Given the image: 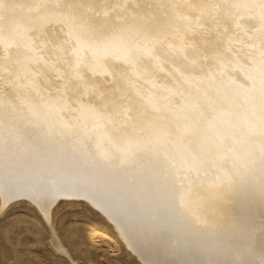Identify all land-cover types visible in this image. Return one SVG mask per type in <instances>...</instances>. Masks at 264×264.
I'll list each match as a JSON object with an SVG mask.
<instances>
[{"label":"rangeland","instance_id":"rangeland-1","mask_svg":"<svg viewBox=\"0 0 264 264\" xmlns=\"http://www.w3.org/2000/svg\"><path fill=\"white\" fill-rule=\"evenodd\" d=\"M96 2L97 3L100 2L99 4L100 7L99 5L97 6V4H95ZM96 2H93V3L90 2L92 8L91 6L89 7L90 5L89 1H87L89 5H87L86 2L85 3L83 2L84 4L81 2L83 6H80L79 8L80 11L76 12L75 17L73 18V21L70 24L71 28H69L70 30L69 32H67V34H70V36L73 38H75L76 35L78 37H80L81 35V37L79 38V41L81 43L79 42L78 44H75V42H73L75 45H77V48L79 49V51L77 50L76 52L75 50L77 49L76 46L73 43L68 42V40H65L64 42H60L61 43L60 46L52 47L50 52L48 53V57L42 60L41 63L40 61L35 60V65H31V64H28L27 59L25 60L24 58H16L17 59L16 63L19 66L25 67V69H27V73L29 72L28 75L32 76L31 78L34 77L33 78L34 83L33 82L30 83L31 84V86L29 87L30 89H28L29 91L26 90L27 91L26 93H31L32 95V92L35 90V88H37L36 86L34 87L33 85L41 84V87H40L41 90L39 91L41 93L43 91L42 94H44V96L46 94L49 95L50 91H51V94L59 92L60 95L69 94V96L71 97H73L75 94V98L77 99L76 103L77 104L79 103L78 105H80L81 103L82 105L84 103L91 102V100L92 101L96 100V96H97V99L101 97L102 95L100 94L102 93V91H100L101 87H98V86L91 87L92 85L91 83L92 81L94 82L95 79H98L99 76L104 78V74H105V77H106V74L108 76L111 75L109 73L111 71L110 68L114 67L117 73L121 72V73H118L117 75L118 77H116L115 79V77L111 75L112 77L104 78L106 80L105 82L106 85H109L110 83V84H113V86H115V87H112L110 90L111 93L112 92L113 93L108 94L109 96L110 95L111 96L110 97L107 96V98L109 99L104 98L105 99L104 102H102L103 99H100V101L103 103L102 104L99 102V104H97L99 108H100V105L102 104L100 109L97 106V108L96 107L95 108L98 110L95 109L96 112L92 113V115L85 114L87 116L82 115L83 117L81 116L79 119L76 117L77 120L73 121L67 127H72V125L76 126V123H77V126H78L77 129L81 128V129H78L79 132L83 131L84 133L83 134L81 132L80 133L78 132L79 134H81L80 136L82 137H80L79 139L77 138V139L81 141L83 144H85L84 140L85 141L87 140L85 136H87L86 134L88 132V128L92 129V126L91 127L89 126V121L90 123L92 122L91 123L92 125H93V121H95L94 123L97 128L94 127L92 131L91 130L89 131L92 132L96 136L97 139H98L97 134L101 132L103 134V138L101 140L98 139V141H96L97 140L96 138L93 139L95 143H93L92 145L94 144L97 145L100 140L101 143L103 144L107 143L108 147L111 148V145L109 144H112L111 142L112 135H111V132H109L108 130L111 128L110 125L114 123L116 124L117 122L118 126L120 125L122 129L123 128L131 129L130 125L132 126V124L136 122L135 120H132V119H131L132 120L131 122V120L129 119L130 122L132 123L130 124L128 119H127L128 122L124 121L126 120L127 117L123 119L124 118L123 116L125 115L124 111L125 109H127L126 108L127 104L125 103L126 97L128 95H129L128 97H130V94H131V97L133 98L132 104H134L132 106H134V108H130V109H137V108L139 109L143 105L142 108L145 109L144 110L145 112L142 111L141 115L144 118L145 114L143 113H146V117L144 118L145 120L148 116L149 117L152 116L150 118L148 117L149 121L153 119L158 122L160 121L161 123H164L166 125L173 126L172 128H174L175 134L169 137L170 138L172 137L173 140L177 138H182L183 140L188 142L189 147H190V155L187 158L186 163L190 171H189V176L186 179L184 178V175L179 174V173L176 174L178 176L173 178L172 173H170V175L169 173H165V171H170V170H164L166 167L164 168V166L162 165L163 161H160L159 159L158 149L156 147L151 148L152 150L150 148L147 149L143 144H140V145H137L139 147H136V152L134 154H132L131 150H128L129 153L126 155L127 157L125 156L126 157V162H125L126 169H123V170L128 172V174L123 177L117 176L118 178L124 181L123 184H121L119 180L111 178L110 177L111 175L108 174V177H110V181H108L109 183H107L106 190L110 192V195L105 198L107 199L110 198L109 200L117 204L120 201H122L124 203V207H127V204L131 202V200L129 201V199H132L134 200V202L138 203V205L140 206V209L141 208L142 209L141 211L137 210L138 212L137 214L140 217H143L144 222L141 221L139 217H136V215L133 214L134 219L138 223L142 222L143 224H145L146 225L145 228L149 231L150 235L153 234L152 236L161 235V229H162L161 224L162 223L160 224V219L161 220L163 219V222L166 223L167 225V227L165 228L167 230L173 231L174 234L177 236L176 241H173V245L175 246L176 251H188L189 248L197 249V251H211V250L214 251V249L211 248L210 245H212L213 247L215 246V244H218V241L220 244V239L222 237V231L219 228H221L222 224L224 223L226 213L224 212L223 206L226 203L228 198L235 199V201H238V202L242 201L243 203L250 204L249 206L251 210L255 211V212L252 211L254 227L256 226L255 227L256 231H254L255 233L253 232V235L257 234L259 232L258 225H259L260 217L262 214L261 212L264 210V151H262V148H264V61L261 62L260 60V59H263L264 56L262 55H264L263 54L264 52L259 51L261 52L259 53L257 51L258 54H261L260 56L258 54L252 55L253 53L252 52L249 53V50L246 51L245 46L243 45V43H241L242 41L241 39H243L244 36L240 34L242 38L241 39L238 38L237 41L239 43L238 53L241 55L232 54V56L230 55L231 60L228 59L227 62L222 61V63H218L219 66H224L223 67L224 70L221 69L223 70L220 73L221 75L219 74V76H217L216 78V76H213L215 74L214 70L216 69L214 68L213 63L208 61L209 59H206L208 58V56H206V53L201 52V50L203 49V48L201 49V46H202L201 44L197 43L196 41L194 42L189 38L188 40L184 38L180 42H177V41L175 42L173 40L175 43L171 41L170 43L168 42L165 43V45L163 43V41H165L166 39H170L169 38L170 35L174 34L172 33L175 30V27H173L174 23H175L174 26H177L180 24V26L185 28L186 27L185 23L190 25L192 21H196V19L191 18L192 15L189 12H186V11L183 13L176 12V13H172L174 15L172 14L167 15L165 12L163 11L160 12L155 7H154L155 9H153L152 11L151 9L153 7L151 8L149 6L151 9L150 8L146 9L147 11L146 13L148 14L150 13L149 14L151 15V19H150V16L148 14L147 15L149 17L145 15L146 13L144 10H143V14L145 13L144 14L145 17L142 16L143 15L142 10L141 11L136 10L137 11L136 12L133 9L132 11H134L135 13H139L140 11L141 16L139 14L136 15L135 13H133L131 16L132 11L131 9H128L130 6L129 7L127 6L128 7L127 8L123 4H120V5L118 4L119 7L108 9V5L109 7L111 5V0H101V1L97 0ZM64 4H66V0ZM94 5L99 7V9H101V7L104 6L105 9L103 7L102 9L107 10V14L106 13L103 14V12L97 9V7H94ZM120 7H122V9ZM92 10L95 11V13H93ZM148 10H150V12ZM108 11L109 12L111 11V12L108 13ZM151 12L155 14H151ZM121 13L123 14V16H121L122 15ZM237 13H239V11ZM239 14H242V13L240 12ZM99 15H101V17ZM128 15L129 17H127ZM135 15L136 16L139 15V17H137V19L139 18L138 19L139 21H137ZM231 15L232 13L230 11L227 17L228 20H232V17H234L233 21L235 20L237 22H239L240 19H243V18L238 17L239 18L238 20L235 14L232 16ZM175 16H178V18H176ZM189 16L192 20L188 18ZM115 17L117 19H115ZM245 18H247L248 21ZM128 19L132 21L134 19L136 24H134V22L131 23L132 21H128ZM244 19L243 21L249 22L250 20H252V17L249 18L246 16L244 17ZM142 20L143 22H141ZM198 20L196 21V23L194 22L192 23L194 25L192 29H195V30L199 29L201 31H204V33L208 32L210 30L209 28L213 29L212 26H209V25H213V24H210V21H208L209 24H207V21L203 20L204 21L203 24H205L206 22L205 24L206 27H204V25L202 24V20L201 21H198ZM235 21L233 25H232V22L230 21L229 26L231 25L230 27L231 29L228 28L227 26L225 27L226 29L224 28L225 32L222 35L224 39L222 40H226L227 36H230L231 33H235L236 35V33L239 32L238 28L241 27L240 29H242V27L244 26L243 24H240L239 26V23L237 22L235 23ZM182 22H185V23L181 25ZM245 22L244 24H246ZM141 23H145V24L141 25ZM234 24H237V25H234ZM127 25H129V27ZM150 25L151 27L149 30L148 27ZM124 26L126 27V29ZM134 26L137 28V31H135L136 28ZM200 26L203 29H201ZM5 27L6 29L8 28L7 30H10L9 28H11L10 24L5 25ZM130 27H133V28H130ZM145 27H147L146 30L149 32L145 30ZM127 28L128 30L129 29L130 30L127 31ZM139 28L141 31H139ZM167 28L170 29V31L172 32H170ZM186 28H188V26ZM48 29L53 30V28L51 27ZM243 29H246V28L243 27ZM231 30L233 31L231 32ZM121 31H124V32H121ZM163 31L165 32L163 33ZM131 32H133L132 35H131ZM141 32H142V35L140 34ZM225 33H226V36H225ZM147 34H149L147 37H150L154 42H152L151 40L149 41L147 40V42L145 41V43H142V45L138 44L137 46V45L132 44V42L133 41L135 42L136 40L135 38L136 35L145 37ZM231 36H233V34ZM230 37H228L227 39H229ZM161 39H163V41H161ZM189 40L190 42H188ZM186 43L188 44V46L186 45ZM198 44L199 46L200 45L201 46L199 47ZM153 45H155V47ZM197 47L200 48L201 50L197 51L196 50L198 49ZM155 48L157 50H155L154 52L158 54H156L157 57H154V56L152 57L150 55L152 54ZM32 49L25 48V51L28 52V50L31 51ZM82 49L84 50L82 51ZM161 50H163V52ZM178 50L181 52H179ZM189 50H193L194 52L197 51L196 52L197 56L189 54V57H188L187 55H188ZM241 51L243 53H240ZM245 51H246V54H245ZM89 52H90V55L91 53H93L92 57L94 59L97 58L96 59L97 62L95 60V62H93L92 64L89 63V66H87V64L85 63L86 62L85 59L87 58L85 56ZM132 53H133V57H132ZM73 55H75L77 58H75ZM122 55L124 59L122 58ZM165 55L169 57L167 58ZM190 55L192 56L191 59H190ZM200 55L203 57V59L205 58L204 59L205 63H203V59H201L202 57ZM252 56L253 58H251ZM105 57L107 59L109 58L108 62L110 61L111 64L108 63L107 60L106 61L104 60L106 59ZM110 57L111 58L115 57L113 60H116V63L115 61L111 60ZM255 57L260 58V59L256 60ZM72 58H75V59H72ZM59 59L61 62L59 61ZM192 59H195L197 63L195 62L194 65H192L193 72H191V74L188 76L189 82L187 81L185 85L183 83L184 89H187L185 90L186 95L188 97L192 96L191 100L187 102L181 99L178 93L173 92V90H176V88L181 85H179L180 82L177 81V78H174L166 73V69H170L168 66L171 65L170 66L171 70L176 71L175 67L177 66V64H180L179 62H184L186 64H189L190 62L191 63L194 62ZM249 59L250 60L252 59L253 61L252 60L250 61ZM65 61L67 63H65ZM229 61L230 62L232 61L234 63L238 62V65H237L238 69L236 68V65L234 63L232 62L230 63ZM75 62H79V63H75ZM102 62L104 65L102 64ZM113 62L114 64H112ZM248 62L249 63L251 62V63L246 64ZM100 63L103 66L102 65L100 66L99 65ZM120 63H123V64H120ZM105 64L108 66H106ZM115 64L117 66L120 65L125 69H123L122 67L120 68L119 66L118 67L120 68L119 70ZM242 64H244V67H242ZM95 65L98 66L97 69L99 70L103 68L102 69L103 72L102 70L98 71L99 76L93 75V72H92L93 69L91 68L95 67ZM138 65H140L141 67ZM109 66L110 68L105 69V67H109ZM233 66H235V68ZM126 67H130L131 69L128 68V71L125 72L127 69ZM241 67L243 69L240 70L239 68ZM105 70H106V73H104ZM11 71H12L11 65L10 66L5 65V66L0 67V87L3 85V83L1 84V82L7 81L8 76L9 75L11 76L12 74L14 76L12 75L11 77H13V79H16L17 82L19 81L18 79L20 77V73H15ZM129 71H131V73ZM88 72L90 73V75ZM124 72L125 74H123ZM39 75L40 76L42 75V77H40ZM85 75H89L90 77L85 76ZM83 76L85 77L84 79H83ZM142 76H143V79L145 80L142 79ZM156 77H161L164 79L161 82V85L163 84V86L158 88L159 79H157ZM178 77L180 78V76ZM41 78H42V81H41ZM110 78L111 79L113 78V80L110 81L109 80ZM70 79H72L71 81L74 80L76 82L73 81L71 83ZM107 79L110 81L108 84H107V81H108ZM119 80L121 82L117 84ZM156 80H157V84H156ZM35 81L38 83H35ZM113 81H117V82H113ZM44 83L46 85L48 84L47 85L48 87ZM55 83L60 84L61 87L56 85ZM68 83L72 84V85L69 84L71 88L67 87ZM73 85H75L74 88H77L76 92H75L76 89L73 90L74 89ZM53 87L56 88L55 89L56 91L53 89ZM65 87L67 88V90L65 89ZM60 88H63V89H60ZM68 88L74 92V93L71 92L73 96L71 95ZM78 90H81V92L79 91L80 92L79 93ZM165 91H166L167 96L165 95ZM11 93L10 94L12 95V99H11L12 102L11 100L8 101L7 98L2 97V95H0V107H3V109L0 110L1 111V117H0L1 122L2 123L3 122L12 123L15 125L18 122V120L23 119L25 122L30 124L31 127L35 128L37 137L39 138L40 142H43L46 145V146L44 145L45 149L46 147L50 149V152L48 153V155L51 158L58 160L60 164L64 163V167H66L67 163L71 161V163L74 164L73 167H75V165L78 163L77 162L78 157H80L78 155H80V152H81V148H76V145H75L76 139L72 137V139L70 138L71 140H68L65 137H63V138L52 140V138L46 135V132H45L46 130L44 131V129L41 128L40 125L42 123L41 124L39 123L40 119L38 118L37 115H35L31 111V108L28 106V104L25 101L18 102L20 101L19 99H21L20 96L17 95V93H13V92ZM76 93L81 94L80 95L81 97L79 96L81 100L78 98V94L76 97ZM82 95H84L83 98H82ZM87 95H90L91 97L89 96L90 98L87 99L88 97ZM85 98L87 102L85 101ZM13 99L17 100V102L16 101L14 102ZM189 102L191 104H188ZM107 104H109L108 107L110 109L107 106H105ZM7 106H11L12 107L11 109L13 110L6 109ZM113 106H116L117 111L114 110L115 108ZM105 107H107L106 109L107 111L105 110ZM111 107L113 108L111 109ZM120 108H122L123 111ZM104 110L105 112H107V114L103 113ZM149 111H151L152 113ZM114 113H115V117H114ZM93 114L94 116L98 117V120H100L99 122L97 121L95 117H93ZM112 114L113 116L110 117V115ZM99 115H103L104 117H106L107 115V117L105 119L103 116L100 117ZM141 115H140V118H142ZM89 116H91L93 120ZM81 118H82V124H81ZM104 119L105 121L103 122ZM101 120H102V123L100 125L102 126L103 124L102 127L99 125ZM50 121L53 122L52 119H50ZM86 121L88 122L86 123ZM106 122H107V125H106ZM151 122H154V121H151ZM210 122L211 123L213 122V124L215 123L219 127H226V130H228L227 128L230 127L229 128L230 130L227 133H225L226 135L222 134V132L223 133L226 132L225 130V131H222L220 134H218V136H214L209 133H205L203 135H199L197 133V134H192L193 135L192 136L191 134L189 135V133H187L189 129L186 128V123H191V124L193 123L194 125H198L203 128L206 126L209 127ZM177 124H179V126H181L182 128H178ZM83 125L89 126L88 128L84 126L87 131L83 129L82 127ZM97 125L100 127L101 130L98 129ZM105 126L108 127V128L106 127L107 129L106 132H107V135L110 136V138H107L108 136H105V131H104ZM111 126L114 127V125H111ZM103 127H104V130H103ZM231 127H235V129H239V131H235V129L233 131L231 130ZM97 129L99 131H97ZM95 131L98 133H96ZM176 131L178 132V134H176ZM124 132L126 133V131ZM182 132L183 133L185 132V134H183ZM3 137L4 138L7 137L6 134H3ZM7 145L9 144L6 143L5 145L6 147L5 146H0V147L1 149L10 148V146L8 147ZM94 146H89V149H91V151L93 150L94 158L96 157L95 160L99 161L100 154L98 155V153L94 151L95 150ZM13 147H15V150L19 149V146L17 145ZM70 147L72 150H70ZM109 148L105 150L102 149V151H105V153H107L106 155H109V154L112 155L111 152H113L115 154V158H116L115 160H117L116 162L117 163L122 162L121 158L122 160L124 158L120 157V154H117L118 153L117 150L114 147L111 149ZM5 149L3 150L5 151ZM159 150L163 151V149H159ZM149 152L151 153L147 154ZM10 154L12 153L10 152ZM30 154L35 156L33 152H30ZM114 154L112 155V158ZM40 159H42V157H40ZM198 160L200 162H197ZM159 163L161 164V168L158 171V174H155L156 175L155 176L154 174H151L149 170V166L151 164H159ZM132 165L134 166V169H133L134 171L131 168ZM87 168L88 167H86L85 169ZM88 169H91V168H88ZM28 171H30L29 174L33 176L35 175L36 176L35 178L41 181L45 180L47 175L51 176L50 174H52V172H49V171L43 172L44 171L43 169L41 173H38L34 169H30V168L28 169ZM119 171L120 170H117V173ZM68 172L70 171L67 170L65 174L68 175ZM98 174L100 173L92 174L90 180H92V182L100 181L101 178H103V174L102 175L101 174L98 175ZM82 175L84 177L86 173L82 172ZM150 177H153L154 182H155V187H154L155 191H153V193H151V190L150 188H148V184H147ZM104 178L106 179L105 176ZM177 183H180V184L182 183V184L177 185ZM182 185H184L187 188L185 193L181 191ZM93 186L95 187L96 185L93 183ZM147 195L150 196V198H145V196L147 197ZM153 195H155L156 201L151 202L154 198ZM73 200L79 201L80 199L78 200L77 199H71V200L62 199L64 203H62L61 206H59L56 209V211L54 212V216L52 217V220H53L54 229L59 239L61 240L64 247L67 249V251L69 252L70 256H72V258L76 262H78L79 264H143L138 258V256L134 254L131 251V249L128 247L127 243L122 238L119 230H117L118 228H116V226L99 209H97L95 206L87 202L91 205L92 212L87 211L83 207H80L79 204L74 205L72 203ZM217 203H218V206H217ZM162 204H165V205L168 204L167 208L164 209L165 208L164 206L161 207ZM0 208H1V201H0ZM126 209L129 210L128 207ZM260 210L261 212H259ZM17 219H30L31 224L33 226V230L31 233H29L23 238L17 236L15 233L5 234L3 242H0V260L3 261V264H71V262L68 260L66 256L60 255V253L55 251L54 247L51 244L52 243L51 230L46 224V222L44 221L43 217L37 211H35L33 208H31L30 206H28L26 203L22 201L17 202L11 205L8 208V210L5 212V214L2 217H0V223H3L4 225H10L14 223L15 220ZM175 223H177L176 228H175L176 226ZM217 223H219V226ZM171 226H172V229H171ZM92 228H97V229L104 231L109 236L107 237L108 239L102 238V237H98L95 239L94 238L89 239L88 230ZM254 260L253 262H257V259L254 258Z\"/></svg>","mask_w":264,"mask_h":264},{"label":"bare ground","instance_id":"bare-ground-1","mask_svg":"<svg viewBox=\"0 0 264 264\" xmlns=\"http://www.w3.org/2000/svg\"><path fill=\"white\" fill-rule=\"evenodd\" d=\"M87 1H89V4H90V2L93 3V2H96L97 0L96 1L95 0H66V4H64L65 0L64 1L63 0H0V67L5 66V65L6 66L11 65L12 66L11 72L20 73V77L18 79L19 80L18 82L16 81V79H13V77H11L13 75L12 73H11L12 74L11 76L10 75L8 76L7 81L1 82V84L3 83V85L0 87V90H2V91H0V95H2V97L7 98V100L9 101L12 99V95H11L12 93L11 92L17 93V95H19L21 98V99H19L20 101H18V102L25 101L28 104V106L31 108V111L35 115H37L38 118L40 119L39 123L40 124L42 123L40 126L42 129H44V131L46 130L45 132H46V135L48 137L52 138V140L53 139L55 140L58 138H63V137H65L68 140H71L73 137L76 139V141H75L76 144L74 143L76 145V148H81L80 155H78L80 157H78V160H77L78 163L75 165V167H73L74 164L71 163V161H69V163H67L66 167H64V163L60 164V162L58 160L51 158L48 155V153L50 152V149L48 147H46V149H45V147H44L45 144L43 142H40L39 138L37 137V133L35 131V128L31 127L30 124L25 122L23 119L18 120V122L15 125L12 123H5V122L2 123L1 119H0V146H5L6 143L9 144V145H7L8 147L10 146V148H8V149L3 148V149H5V151L3 149H1V147H0V149H1L0 150V201H1V208H4L9 203L10 197L13 193L17 194L20 197H24V196H28L29 198L38 197L41 200L51 198L52 196H55L57 200H62V199H65V200L77 199L78 200V199L87 197V202H89L90 204L95 206L97 209H99L116 226V228H118L117 230H119L122 238L127 243L128 247L131 249V251L134 254H136L138 256V258L140 259V261L143 264H259V260L261 258V255L264 254V210L262 212H261V210L259 211L262 213V214L260 213L261 217H260V222L258 225V227H259L258 231L259 232L255 235H253V232L256 231V228H255L256 226L254 227V222H253V218H252V211L253 210H251V208L249 206L250 204H248V203H243L242 201L238 202V201H235V199H230V198L227 199L226 203L223 206L224 212L226 213L225 214L226 216L224 219V223L222 224V227L219 228L222 231V237L220 239V244L218 241V244H215V246L212 247V245H210V247L213 248L214 251H212V250L211 251H197V249H193V248H189L188 251H176L175 246L173 245V241H176L177 236L174 234L173 231L167 230L165 228V227H167V225H166V223L163 222V219L162 220L160 219V224L162 223L161 224L162 225L161 235L160 236H155V235L152 236L153 234L150 235L149 231L145 228V226H146L145 224H143L142 222L138 223L134 219L133 214L136 215V217H139V219L141 221H143V217H140L137 214L138 213L137 210L141 211V209H142V208L140 209V206L138 205V203L134 202V200H132V199H129V201L131 200V202L127 204V207L129 208V210H128V209H126L127 207H124V203L122 201H120L117 204V203L109 200L110 199L109 197H108L109 199L105 198V197L110 195V192H108L106 190V186H107V183H109L108 181H110V177L114 178L116 180H119L121 184L124 183V181L122 179L118 178L117 176L123 177V176L128 174V172L123 170V169H126V166H125L126 157H127L126 155L129 153L128 150H131L132 154H134L136 152V147H139L137 145H140V144H143L147 149H149V148L151 149L153 147H156L158 149L159 159H160V161H163L162 165L164 166V168L166 167L164 170H170V171H165V173H169V175H170V173H172L173 178L178 176L176 174L179 173V174L184 175V178L186 179L189 176V171H190L188 169V165L186 163L187 158L190 155V147H189L188 142L183 140L182 138H177V139L173 140L172 137L171 138L169 137V136L175 134L174 128H172L173 126L166 125L164 123H161L160 121L158 122V121H155L153 119L151 121H154V122H151L148 120V117H149L148 114H147L148 117L145 120L144 118L146 117V113H143V114H145L144 118L141 115L142 111L145 112L144 111L145 109L142 108L143 105L141 106V108L143 110L141 108L130 109V108H134V106H132L134 104H132L133 98L131 97V94H130V97H128L129 95L127 97L125 96L126 97L125 103L127 104V107H126L127 109H125V111H124L125 115L123 116L124 117L123 119H125V117H127L126 120H124V121H127V119L128 120L132 119V120H135L137 123L134 122L132 124L131 123L132 120H131V122L129 120L130 124H132V126L130 125L131 129L130 128H127V129L123 128L122 129L120 127V125L118 126V124L116 122L117 125L115 123L111 124V125H114V127H112L109 124L111 128L109 127L110 129H108L112 135L111 136L112 144H109V145H111V148L114 147L118 152L117 154H120V157H123L125 159V160L124 159L122 160V158H121L122 162H118V163L116 162L117 160H115L116 158H115V154L113 152H111L112 155L114 154V156L112 158L111 154L106 155L107 153H105V151H102V149L105 150L109 147H108L107 143L103 144L100 142V140L103 138V134L101 132L98 133L95 131L96 133H98L97 137H98V139H100L99 140L100 143L98 142L97 145L94 144L95 146L92 145L93 143H95L93 141V139H95L96 136L92 132H90L89 130L92 131V129H94V127H96L95 123H94L95 121H93V125L91 124L92 122L90 123V121H89V126L90 127L92 126V129H89L88 128L89 126H86V125L82 126L83 129H85L84 126H86V128H88L87 134L85 133L87 135V136H85L87 138V140H86L87 142L84 140L86 145L78 140L80 137H82V136H80L81 134H79V133L80 132L83 133V131L79 132L78 129H81V128L77 129V127H78L77 123H76V126L72 125V127H67L73 121H76L77 118L79 119L82 115H85V114H88V115L91 114L92 115V113H94V112H96V110H98L96 108H97V106H98L97 104H99V102L102 103L105 101V99H109V98H107V96L108 97L111 96V95L109 96L108 94H112L113 92L111 93L110 90L112 87H115V86H113V84H110L109 82L112 81L114 77L116 79V77H118L117 76L118 73H121V72L117 73L115 71L114 67L110 68V66H112V65H110L109 67H105V69L110 68L111 71L110 72L107 71V72H109L112 76H114L112 79L111 78L109 79L110 81L107 79L108 80L107 84L109 83V85H106V83H105L106 80L104 78L112 77L111 75L108 76L106 74V77H105V74H104V78H103V77L98 75L99 74L98 71L102 70L103 68L99 70V69H97L98 68L97 65H95V67L91 66L92 68L90 67L91 69H93L92 70L93 75L99 76L98 79H95L94 82L92 81L93 78L91 79V81H92L91 87H93V86L101 87L100 91H102V93H100V94H102V95L98 99L96 96V100H93V101L91 100V102L84 103L82 105H81V103H80V105H78L79 103L78 104L76 103L77 99L75 98V94L73 96V94L71 93L73 91H71V89H69V88H71L69 86L70 83L67 84L68 85L67 87H69L68 89H69V91L73 97L69 96V94H65V95L61 94L62 95L61 96L59 92L51 94V91H50L49 95L46 94L47 96L46 95L44 96V94H42L43 91H42V93L39 91V90H41L40 89L41 84L40 85H35V84L33 85L34 87L36 86L37 88H35V90L33 91L34 93L32 92V95H31V93H26L27 92L26 90L30 89L29 88L31 86L30 83L31 82L34 83V80H33L34 77L31 78L32 76L28 75L29 72L27 73V69H25V67H23V66H19L16 63V61H17L16 58H24L25 60L27 59L28 64L35 65V60L40 61V63H41L42 60H44L48 57V53L50 52L52 47L60 46V44H61L60 42H64L65 40H68V42H70V43L75 42V44H78L80 42L79 38L81 37V35H80V37H78L76 35L75 36L76 39H75V38L71 37L70 34H67V32H69V30H70L69 28H71L70 24L72 23L73 18L76 15V12L80 11L79 10L80 6H83V4L85 2L87 3ZM81 2L82 3L84 2V3L82 4ZM89 4L87 3V5H89ZM95 4H97V6H98L100 4V2L99 3L96 2ZM101 4H102V2H101ZM118 4L119 5L123 4L126 7L130 6L129 8L128 7L127 8L131 9V11H132V9L135 11L136 10L137 11L142 10V14H143V10L146 13L147 12L146 9H149L150 7L151 8L153 7L152 9L150 8L152 11H153V9L156 8L160 12L161 11L165 12L167 15H170V14L176 13V12L177 13H183L186 11V12H189L192 15L191 18L196 19V21L198 19H199L198 21L202 20V24L204 23L203 20H206L207 24H209L208 21H210V24H213V25H209V26H212L213 29L209 28L210 30L208 32H205V33H204V31H201L199 29H198L199 31L197 29H196L197 31L195 29H192V27L194 26L192 23L193 22L196 23V21H192V22L190 21L191 22L190 25L186 24L185 22H182L181 25L185 23L186 27L188 26V28H186L183 25L186 29L183 28L182 26H180V24L177 26H174L175 25V23H174L173 27H175V30L173 32L167 28L170 32H172L174 34L171 33L172 35H170V37H169L170 39H166L165 41H163V39H161V41H163V43L165 45V43H167V42L170 43L173 40L175 42L176 41L180 42L184 38L187 40L189 38L192 41H194V42L196 41L197 43L201 44L202 45V46L200 45L201 49L202 48L203 49L201 50L200 48L197 47L198 49H196V50L197 51L201 50V52L206 53V56H208V58H206V59H209L208 61L212 62L214 65V68L216 69V70H214L215 74L213 75V76H216V78L224 70V68H223L224 66H219L218 63H222V61L227 62V60L230 59V55L232 56V54L241 55L238 53L239 52V50H238L239 43L237 41L238 38L241 39L242 36H244L243 39H241L242 40L241 43H243V45L245 46L246 51L249 50V53L250 52L253 53L252 55L258 54L257 51L258 52L259 51L264 52V0H165V1L164 0H114V1H112L111 0L110 7L107 4L108 9L109 8L113 9V8L119 7ZM90 6H91V4L89 5V7ZM97 6L94 5V7H97ZM99 7H100V5H99ZM99 7H97V9H99ZM102 7L105 9L104 6H102ZM102 7H101V9H102ZM91 8H92V6H91ZM120 8L122 9V7H120ZM101 9H99V10L102 11L103 14H105V13L107 14V10H103V9L101 10ZM228 10L231 11L232 15L235 14L237 16V18L239 17V18L244 19V17L247 16L249 18L252 17V20L249 19L250 20L249 22H245V21H243V19H240L239 22L234 20L235 23L236 22L239 23V26H240V24H243L244 26L243 25L242 26L245 27L246 29H243V27H242V29H240L241 28L240 27V28H238L239 35H238V33H236V35H235V33H231V35L233 34V36H231V35H230L231 37L227 36V38L230 37L229 38L230 40L227 38H226V40H222V39H224L222 36L223 33L225 32L224 28L226 26L228 28L231 27V25L229 26L230 21L232 22V25L234 23V21H233L234 17H232V20H228V18H227L228 14L230 12ZM140 11H139V13H135L134 11H132L131 16L133 13H135L136 15L137 14L140 15V13H141ZM148 11L150 12V10H148ZM238 11H239V13L241 12L242 14L237 13ZM110 12L108 11V13H110ZM93 13H95V11H93ZM225 13H226V15H225ZM112 14H113V12H112ZM144 14L142 15L143 17H145ZM147 14L148 13H146L145 15H147ZM151 14H155V13L151 12ZM129 15L127 17H129ZM136 15H135V17L137 19V17H139V15L138 16H136ZM172 15H174V14H172ZM99 16L101 17V15H99ZM121 16H123V14ZM121 16H119V17H121ZM149 16L151 19V15H149ZM175 17L178 18V16H175ZM188 18H190V16ZM239 18H238V20H239ZM115 19H117V18L115 17ZM138 19H137V21H139ZM141 19H142V17H141ZM245 19H247V18H245ZM180 20H182V19H180ZM5 21H7V22H5ZM101 21H103V20H101ZM115 21H117V20H115ZM128 21H132V20L128 19ZM183 21H184V19H183ZM247 21H248V19H247ZM133 22H134V24H136L134 19L131 23H133ZM141 22H143V20ZM244 22L247 25L244 24ZM188 23H189V21H188ZM7 24H10V27H11V28H9L10 30H7L8 28L6 29L5 25H7ZM142 24L144 25L145 23H141V25ZM205 24H206V22H205ZM205 24H203L204 27H206ZM203 25H201V26H203ZM234 25H237V24H234ZM127 26L129 27V25H127ZM131 26H132V24H131ZM50 27L53 28V30L48 29ZM150 27H151V25L148 27L149 30H150ZM236 27H238V26H236ZM130 28H133V27H130ZM146 28L147 27H145V30H146ZM157 28H158V26H157ZM125 29H126V27H125ZM201 29H203V28L201 27ZM129 30L127 28V31H129ZM233 30H231V32ZM135 31H137V28ZM135 31H134V33H135ZM139 31H141L140 28H139ZM194 31H196V32H194ZM121 32H124V31H121ZM147 32H149V31H147ZM164 32L165 31H163V33ZM132 34H133V32H131V35ZM140 34L142 35V32ZM240 34L242 36H240ZM123 35H125V34H123ZM148 35L149 34H147L145 37H142L140 35H136L135 36V38H136L135 42L134 41L133 42L131 41V42L133 45H137V46H138V44L142 45V43H145V41L147 42V40L148 41L151 40L152 42H154L150 37H147ZM161 35H163V34H161ZM225 36H226V33H225ZM84 37H85V35H84ZM159 39H158V41H159ZM173 42H172V44H173ZM188 42H190V40ZM183 43H185V42H183ZM183 43H181V44H183ZM199 44H198V46H199ZM186 45L188 46L187 43H186ZM75 46L77 48V45H75ZM153 46L155 47V45H153ZM173 46H174V44H173ZM127 47H128V45H127ZM148 47H149V45H148ZM25 48H28V49L33 48V49L31 51L28 50V52H26ZM90 49H91V47H90ZM75 50H76V52H77V50L79 51L78 48ZM83 50L84 49H82V51ZM155 50H157V49L155 48L150 56L157 57L156 54H158V53H155L154 52ZM68 51H70V50H68ZM138 51H139V49H138ZM161 51L163 52V50H161ZM197 51L194 52L193 50H189L187 56L189 57V54L196 55ZM246 51H245V54H246ZM179 52H181V51H179ZM261 52H259V53H261ZM240 53H243V52L241 51ZM77 54H79V53H77ZM92 54L93 53H91V55H90V52H89L85 56L87 59H85L86 62L85 61L84 62L87 64V66H89V63L92 64L97 59L96 57H95L96 59H94L92 57ZM108 55H109V53H108ZM191 55H190V59L192 57ZM258 55L261 56V54H258ZM73 56L75 58H77L75 55H73ZM120 56H118V57H120ZM262 56H264V55H262ZM132 57H133V53H132ZM238 57H240V56H238ZM75 58H72V59H75ZM84 58H83V60H84ZM92 58H93V60H92ZM114 58H111V60H113ZM122 58L124 59L123 55H122ZM251 58H253V56ZM108 59L106 58L104 60L105 61L107 60V62H108ZM201 59H203V57ZM204 59H203V63H205ZM257 59H260V58H256V60ZM49 60H50V58H49ZM192 60L194 62L193 63L187 62L189 64H186L184 62H179L180 64H177V66L175 67L177 72L174 70H171V67H170L171 65L168 66L170 69H166V73L169 74L170 76L174 77V78H177V81L180 82V84L179 83L178 84L183 87L182 88L181 86H178L176 88V90H173V92L178 93L180 98L187 101V102L189 100H191L192 96L188 97L186 95L185 90H187V89H184V85L189 80L188 76L191 74V72H193L192 65H194L196 60L195 59H192ZM232 60H233V58H232ZM260 60H261V62L264 61V57H263V59H260ZM59 61H60V59H59ZM113 61H115V63H116V60H113ZM79 62H81V61H79ZM79 62H75V63H79ZM96 62H97V60H96ZM103 62H102V64H103ZM125 62H127V61H125ZM147 62H148V60H147ZM173 62H175V61H173ZM206 62H207V60H206ZM65 63H67V62L65 61ZM81 63H83V62H81ZM108 63H110V61ZM232 63H234V62H232ZM250 63L248 62L246 64H250ZM102 64L100 63L99 65L101 66ZM112 64H114V62ZM118 64H119V62H118ZM120 64H123V63H120ZM125 64H127V63H125ZM234 64L236 65V68L238 69V66H237L238 62L237 63L235 62ZM144 65H145V63H144ZM106 66H108V65H106ZM119 66H117V68ZM138 66H140V65H138ZM121 67L122 66H120V68ZM233 67L235 68V66H233ZM242 67H244V64H242ZM242 67L239 69L240 70L243 69ZM120 68H118V69L120 70ZM126 68L127 69L125 72H127L128 68H130V67H126ZM123 69H125V68H123ZM158 69H159V67H158ZM221 69H223V70H221ZM133 70H135V69H133ZM143 71H144V69H143ZM102 72H103V70H102ZM125 72L123 74H125ZM129 72L131 73V71H129ZM64 73H66V72H64ZM104 73H106V70ZM177 73H179L180 75ZM89 75H90V73H89ZM89 75H85V76H89ZM152 75H153V73H152ZM127 76H129V75H127ZM178 76H180V78ZM2 77H4V76H2ZM40 77H42V75ZM201 77H202V75H201ZM84 78L85 77L83 76V79ZM122 78H123V76H122ZM156 78L159 79L158 88L163 86V84L161 85V82L164 79L161 77H156ZM142 79H143V76H142ZM153 79H154V77H153ZM71 80L72 79H70V81ZM89 80H90V78H89ZM120 80H119V82H117V81H113V82H117V84H118L121 82ZM143 80H145V79H143ZM41 81H42V78H41ZM73 81H71V83ZM21 82H22V84H21ZM74 82H76V81H74ZM35 83H38V82L35 81ZM85 83H86V81H85ZM133 83H135V82H133ZM183 83H184V85H183ZM124 84H125V82H124ZM156 84H157V80H156ZM56 85L60 86V84H56ZM70 85H72V84H70ZM74 86L75 85H73V88H74ZM150 87H152V86H150ZM102 88H103V90H102ZM185 88H187V87H185ZM32 89H34V88H32ZM53 89L55 90L56 88L53 87ZM60 89H63V88H60ZM65 89L67 90L66 87H65ZM73 90H75V92H76L77 88H74ZM79 91L81 92V90H78V92ZM77 94L78 93H76V97H77ZM80 95L81 94H78L79 99L81 97ZM165 95H166V91H165ZM175 95H177V94H175ZM83 96L84 95H82V98H83ZM87 96H88L87 99L91 97L90 95H87ZM98 96H100V95H98ZM100 99H103V101L101 102ZM82 100H84V99H82ZM15 101L17 102V100H14V102ZM85 101H86V98H85ZM117 101H118V99H117ZM11 102H12V100H11ZM188 104H191V103L189 102ZM64 105H66V106H64ZM101 105H100V108H101ZM108 105L109 104H107L105 106L108 107ZM72 106H74V107H72ZM107 107H105V110L107 109ZM113 107L115 108L114 110H116V106H113ZM113 107H111V109ZM11 108H12L11 106H7L6 109L13 110ZM98 108H99V106H98ZM2 109H3V107H0V110H2ZM120 109L122 110V108H120ZM105 110L103 113L107 114V112H105ZM118 110H119V108H118ZM121 110H120V112H121ZM147 112H148V110H147ZM149 112H151V111H149ZM115 113H114V117H115ZM140 115L143 119L140 118ZM85 116H87V115H85ZM99 116L101 117L103 115H99ZM111 116H113V114L110 115V117ZM0 117H1V111H0ZM89 117L92 118L91 116H89ZM93 117H95L98 122L100 121V120H98L97 116H94V114H93ZM106 117H107V115H106ZM106 117H104V118L106 119ZM150 117H152V116H150ZM50 119H52L53 122H51ZM105 119L103 120V122L105 121ZM84 120H85V118H84ZM92 120H93V118H92ZM116 120H117V118H116ZM118 120H120V119H118ZM83 122H85V121H83ZM87 122L88 121H86V123ZM101 123H102V120L99 123V125ZM111 123H113V122H111ZM122 123H123V121H122ZM81 124H82V118H81ZM104 125H105V123H104ZM106 125H107V122H106ZM102 126H103V124H102ZM177 126H178V128H182L181 126H179V124H177ZM106 127L107 126H105V130L103 127V130L105 131V136H108L107 138H110V136L107 135ZM96 128H95V130H96ZM186 128L189 129V131L187 132V133H189V135L190 134L191 135L197 134V133L199 135H203L205 133H209V134H212L214 136H218V134H220L222 131L226 130V127H219L215 123L213 124V122L209 123V127L206 126L203 128L201 126L194 125L193 123L192 124L186 123ZM229 128H227L228 130H226V132H224V133L222 132V134L226 135L225 133H227L230 130ZM98 129H100L99 126H98ZM98 129H97V131H99ZM234 129H235V127H231V130L234 131ZM64 131H65V133H64ZM124 131H126V133ZM235 131H239V129H235ZM3 134H6L7 137L4 138ZM176 134H178L177 131H176ZM183 134H185V132ZM70 135H72V136H70ZM180 136H181V134H180ZM180 136H178V137H180ZM98 139L96 141H98ZM109 141H110V139H109ZM14 144L19 146L20 150L19 149L15 150V147H13V146H16V145H14ZM86 146H88V147H86ZM89 146H94L95 147L94 151L97 152L98 155L100 154L99 155L100 156L99 161L95 160L96 157L94 158V155H93L94 152H93V150L91 151V149H89ZM12 148H14V149H12ZM54 148H56V147H54ZM111 148H109V149H111ZM159 149H163V151L162 150L160 151ZM70 150H72L71 147H70ZM9 151L12 154H10ZM30 152H33L35 154V156L31 155ZM150 153L151 152H149L147 154H150ZM36 156H38L39 158ZM40 157H42V159H40ZM197 162H200V161L198 160ZM86 167L91 168V169H88V168L85 169ZM27 168L28 169L29 168L34 169L38 173H41V171L43 169L44 170L43 172L49 171V172H52V174H50L51 176L47 175L46 179L41 181V180L36 179L35 175L33 176V175L29 174L30 171H28ZM131 168L133 170L134 166L132 165ZM160 168H161L160 163L159 164H151L149 166V170H150L151 174H154V175L158 174V171L160 170ZM47 169H49V170H47ZM67 170L70 171V172H68V175L65 174ZM117 170H120V171L117 173ZM82 172L86 173V175H84L85 178L83 177ZM97 173H100L101 175L103 174V178H101L100 181L92 182V180H90L91 175L97 174ZM100 174H98V175H100ZM108 174H110L111 176L108 177ZM104 176L106 177V179L104 178ZM46 182H48V183H46ZM179 182H181V181H179ZM93 183L96 185L95 187L93 186ZM147 184H148V188H150V190H151V193H153V191H155L154 190L155 189L154 188L155 182H154L153 177H150ZM178 184H180V183H177V185ZM128 187H129V185H128ZM186 189L187 188L184 185L181 186L182 192L185 193ZM141 191H142V189H141ZM154 194H155V192H154ZM137 195H139V194H137ZM153 196H154V198L151 202L156 201L155 195H153ZM145 198H150V196L147 195V197L145 196ZM32 202L35 204V201H32ZM132 203H134V204H132ZM167 205L162 204L161 207L164 206L165 207L164 209H166ZM35 206L37 207V209H40L39 204H35ZM217 206H218V203H217ZM261 208H263V207H261ZM40 211H42V210H40ZM253 212H255V211H253ZM253 215H254V213H253ZM184 216H186V215H184ZM42 217L51 230V234H52V237H51L52 243L51 244L54 247L55 251H57L58 253H63V255L68 258V260L71 262V264H79L78 262H76L72 258V256H70L69 252L64 247L61 240L59 239V237H58V235L54 229V226H53V220L52 219L48 220L47 214H44ZM140 224H142V225H140ZM175 224H176V226H175V228H176L177 223H175ZM217 224L219 226V223H217ZM171 229H172V226H171ZM88 237H89V239H93V238L95 239L98 237L107 238L109 236L104 231H102L100 229L92 228V229L88 230ZM53 241H55V243H53ZM195 245H197V244H195ZM200 245H201V243H200ZM204 247H206V246H204ZM254 258L257 259V262H253Z\"/></svg>","mask_w":264,"mask_h":264},{"label":"snow or ice","instance_id":"snow-or-ice-1","mask_svg":"<svg viewBox=\"0 0 264 264\" xmlns=\"http://www.w3.org/2000/svg\"><path fill=\"white\" fill-rule=\"evenodd\" d=\"M262 151H264V148H262ZM21 201L26 203L31 208H33L41 216L47 214L48 220L52 219L56 209L59 206H61L62 203H64V201L62 200H57L55 196H52L51 198L45 200H41L38 197H31V198H29L28 196L20 197L17 194L13 193L10 197L9 203L4 208H0V217H2L5 214V212L8 210V208L11 205ZM32 201H35V204H39L40 209H36L35 204ZM72 203L74 205L79 204L80 207H83L87 211L92 212L91 205L87 203V197L81 198L79 201L73 200ZM32 230H33V226L31 224L30 219H17L15 220L14 223L10 225H4L3 223H0V242H3L6 233L7 234L15 233L17 236L23 238L29 233H31ZM53 243H55V241H53ZM60 255H63V253H60ZM0 264H3L2 260H0ZM259 264H264V254L261 255Z\"/></svg>","mask_w":264,"mask_h":264}]
</instances>
